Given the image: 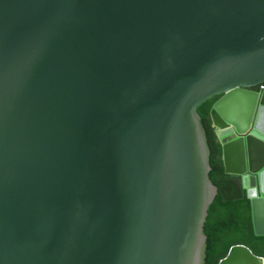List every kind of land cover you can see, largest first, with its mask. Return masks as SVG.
Here are the masks:
<instances>
[{"label":"water","instance_id":"water-1","mask_svg":"<svg viewBox=\"0 0 264 264\" xmlns=\"http://www.w3.org/2000/svg\"><path fill=\"white\" fill-rule=\"evenodd\" d=\"M263 82L264 0H0V264H205L216 95L264 235Z\"/></svg>","mask_w":264,"mask_h":264},{"label":"trees","instance_id":"trees-1","mask_svg":"<svg viewBox=\"0 0 264 264\" xmlns=\"http://www.w3.org/2000/svg\"><path fill=\"white\" fill-rule=\"evenodd\" d=\"M259 86H255L254 89H259ZM219 97L220 95H216L198 107L211 151L210 178L218 187V193L209 206L204 224L207 235L205 264H217L227 254L229 248L238 243H243L254 253L264 256V235L255 233L251 201L246 189L242 186L239 176L225 171L222 144L211 119V109ZM262 102L264 103V94Z\"/></svg>","mask_w":264,"mask_h":264},{"label":"bare ground","instance_id":"bare-ground-1","mask_svg":"<svg viewBox=\"0 0 264 264\" xmlns=\"http://www.w3.org/2000/svg\"><path fill=\"white\" fill-rule=\"evenodd\" d=\"M240 125H242V124H240ZM252 129H253V127L251 126V128L249 130H252ZM248 134L251 135L252 138L254 137L253 138L254 140H251V148L254 149L253 154H252V160H251V157L249 158V154H248L247 149H246L245 155L244 154L241 155L240 145L238 146L239 150L237 152L233 153L232 160H230V161H232V166L234 168L245 171L244 174H246V172H247L245 170L246 168H247V170H249L250 161L252 163V166H254V167H260L263 165V162H264V157L262 156V150H261L262 144L258 142L261 140V138L259 140V138L254 136L252 133H248ZM260 136H262V138H264V134H262ZM229 138L230 137H228L227 139H229ZM237 143L238 144H244L245 147L249 149L247 134L244 135V137L242 139L238 140ZM263 168H264V166L261 168V170ZM247 178H248V186L249 187L252 186L253 184L256 185V178L253 175H248Z\"/></svg>","mask_w":264,"mask_h":264},{"label":"built area","instance_id":"built-area-1","mask_svg":"<svg viewBox=\"0 0 264 264\" xmlns=\"http://www.w3.org/2000/svg\"><path fill=\"white\" fill-rule=\"evenodd\" d=\"M260 86H259V89H257V91H260V90H264V84H259Z\"/></svg>","mask_w":264,"mask_h":264},{"label":"rangeland","instance_id":"rangeland-1","mask_svg":"<svg viewBox=\"0 0 264 264\" xmlns=\"http://www.w3.org/2000/svg\"><path fill=\"white\" fill-rule=\"evenodd\" d=\"M216 131H218V129L215 127ZM241 179V178H240Z\"/></svg>","mask_w":264,"mask_h":264}]
</instances>
